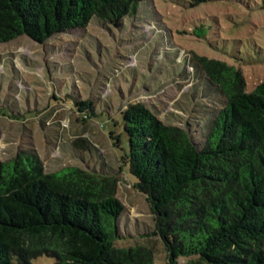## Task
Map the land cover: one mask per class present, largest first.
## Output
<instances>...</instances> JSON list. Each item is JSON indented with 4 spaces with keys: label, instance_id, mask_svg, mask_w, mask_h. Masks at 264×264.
<instances>
[{
    "label": "trees",
    "instance_id": "obj_1",
    "mask_svg": "<svg viewBox=\"0 0 264 264\" xmlns=\"http://www.w3.org/2000/svg\"><path fill=\"white\" fill-rule=\"evenodd\" d=\"M144 1L0 0V43L26 36L42 44L93 18L117 27ZM179 1L194 8L215 0ZM195 57L224 98L202 144L130 104L120 113L128 147L120 167L128 165L134 189L149 203L152 235L169 264H264V77L246 91L238 65ZM68 103L83 119L96 116L90 101ZM108 135L118 146L121 135L110 127ZM117 189L109 173L74 166L47 173L31 150L0 160V264H36L40 257L53 264H153L145 247L116 246L126 216Z\"/></svg>",
    "mask_w": 264,
    "mask_h": 264
},
{
    "label": "rangeland",
    "instance_id": "obj_2",
    "mask_svg": "<svg viewBox=\"0 0 264 264\" xmlns=\"http://www.w3.org/2000/svg\"><path fill=\"white\" fill-rule=\"evenodd\" d=\"M263 4L215 0L189 8L179 0H147L117 27L93 18L42 44L26 36L0 43V160L31 150L47 173L74 166L116 175L126 214L116 246L145 247L153 264H169L152 235L149 203L134 189L128 165L120 167L128 149L120 113L141 104L201 145L224 98L195 56L238 65L251 91L264 77ZM68 99L90 101L96 116L83 119ZM106 123L121 135L118 146L109 127H100ZM34 262L53 264L46 257Z\"/></svg>",
    "mask_w": 264,
    "mask_h": 264
}]
</instances>
